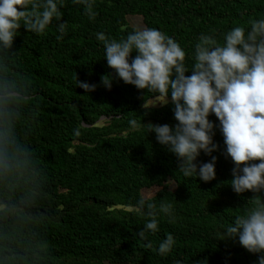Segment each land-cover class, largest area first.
<instances>
[{"label": "trees", "instance_id": "1", "mask_svg": "<svg viewBox=\"0 0 264 264\" xmlns=\"http://www.w3.org/2000/svg\"><path fill=\"white\" fill-rule=\"evenodd\" d=\"M93 3L90 17L82 5L64 0L61 11L69 28L63 39H57L53 24L43 34L21 27L14 40L10 71L29 97L18 131L37 167L7 189L0 187V203L7 199L21 209L19 216L0 218V234H7L5 242L29 261L38 253L36 264H256L257 255L238 240H220L253 193L238 195L225 183L234 164L224 155L218 128L213 137L218 149L197 159L199 164L216 157V179L203 182L180 174L177 157L143 126L177 123L170 97L145 111L146 90L118 78L105 88L101 77L115 74L103 60L104 44L96 33L119 40L136 28L129 18L141 17L144 27L157 28L181 45L191 68L202 34L223 42L231 28L264 16V0ZM76 77L97 85L96 90L85 93L76 87ZM209 119L218 125L214 115ZM151 188L157 190L141 211L137 201ZM162 203L171 204L173 222L160 213ZM148 211L159 213L158 231L142 240L137 233L150 219ZM169 233L176 244L161 256L156 248Z\"/></svg>", "mask_w": 264, "mask_h": 264}, {"label": "clouds", "instance_id": "2", "mask_svg": "<svg viewBox=\"0 0 264 264\" xmlns=\"http://www.w3.org/2000/svg\"><path fill=\"white\" fill-rule=\"evenodd\" d=\"M71 2L82 5L90 17L95 15L93 0ZM63 3L64 0H0V187L4 189L37 167L31 149L18 131L29 97L26 86L10 71L17 53L13 51L14 40L21 27L28 33L43 34L53 24L57 39H63L69 28L61 11ZM96 38L103 42V60L115 74L101 77L105 88L110 89L118 78L138 90H146L145 97L152 103L148 104L144 97L145 111L167 104L170 97L177 123L143 126L177 157V171L184 177L203 182L216 179V157L199 164L197 159L202 152L211 155L218 149L213 140L218 128L223 136L224 155L234 164L232 179L225 183L238 195L253 193L224 228L220 240H238L247 252L257 255L256 264H264V16L251 20L248 26L231 28L224 33L223 42L202 34L194 47L191 68L185 63L186 52L181 45L157 28H133L119 40L103 32L96 33ZM75 84L85 93L94 92L97 87L77 77ZM213 115L218 125L209 119ZM129 123L137 126L135 119ZM34 199L35 193L29 203ZM146 199L137 201L141 211ZM153 207L152 203L147 204L148 209ZM171 207L162 203L160 213L173 222ZM20 212L10 200L0 203V218L19 216ZM146 215L150 219L137 233L142 240L147 233L158 231L159 213L148 211ZM9 239L7 234H0V264H36L38 253H32L29 261L27 254L5 242ZM175 244L176 239L169 233L156 251L166 256ZM175 264L182 262L177 260Z\"/></svg>", "mask_w": 264, "mask_h": 264}, {"label": "rangeland", "instance_id": "3", "mask_svg": "<svg viewBox=\"0 0 264 264\" xmlns=\"http://www.w3.org/2000/svg\"><path fill=\"white\" fill-rule=\"evenodd\" d=\"M129 22H130V24L132 26H134L136 28L137 27H140V28L144 27L141 17H137V16L130 17L129 18ZM151 103H152V100H150L148 102V104H151ZM158 105H160V104H158ZM156 190H157V188H151V189H148V190H143L142 194H143L144 197H150L156 192Z\"/></svg>", "mask_w": 264, "mask_h": 264}]
</instances>
